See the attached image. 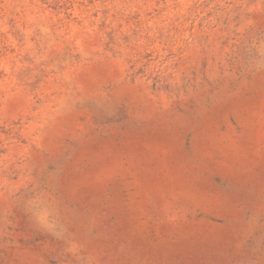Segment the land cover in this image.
I'll list each match as a JSON object with an SVG mask.
<instances>
[{"label":"rangeland","instance_id":"374dc122","mask_svg":"<svg viewBox=\"0 0 264 264\" xmlns=\"http://www.w3.org/2000/svg\"><path fill=\"white\" fill-rule=\"evenodd\" d=\"M0 264H264V0H0Z\"/></svg>","mask_w":264,"mask_h":264}]
</instances>
